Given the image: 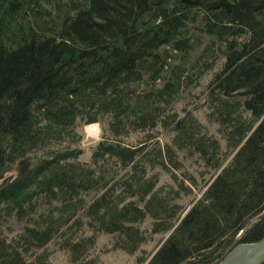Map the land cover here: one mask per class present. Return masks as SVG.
<instances>
[{
  "label": "trees",
  "instance_id": "1",
  "mask_svg": "<svg viewBox=\"0 0 264 264\" xmlns=\"http://www.w3.org/2000/svg\"><path fill=\"white\" fill-rule=\"evenodd\" d=\"M263 234L264 0H0V264H101V235L216 264Z\"/></svg>",
  "mask_w": 264,
  "mask_h": 264
},
{
  "label": "rangeland",
  "instance_id": "2",
  "mask_svg": "<svg viewBox=\"0 0 264 264\" xmlns=\"http://www.w3.org/2000/svg\"><path fill=\"white\" fill-rule=\"evenodd\" d=\"M93 127V126H92ZM95 130H97V133L95 136H91L86 134V129L84 127V140L81 143V147L84 148V157L87 158L90 153V147L100 139L99 134V128L96 124ZM89 128V127H88ZM83 157V158H84ZM167 176L163 175L162 180H166ZM148 221H145L144 224L146 225ZM166 237V235H154L152 237V241L145 243L142 245V249L144 251V254H150L153 252L161 240H163ZM97 248L99 249L100 254V261L101 264H134L136 253L135 255H127L126 253L122 251H115V250H109L110 248V237L108 235H101L97 239ZM53 262L56 264H67L66 257L63 253L59 252L56 253L53 257Z\"/></svg>",
  "mask_w": 264,
  "mask_h": 264
},
{
  "label": "water",
  "instance_id": "3",
  "mask_svg": "<svg viewBox=\"0 0 264 264\" xmlns=\"http://www.w3.org/2000/svg\"><path fill=\"white\" fill-rule=\"evenodd\" d=\"M264 261V234L256 242L241 243L216 264H260Z\"/></svg>",
  "mask_w": 264,
  "mask_h": 264
},
{
  "label": "bare ground",
  "instance_id": "4",
  "mask_svg": "<svg viewBox=\"0 0 264 264\" xmlns=\"http://www.w3.org/2000/svg\"><path fill=\"white\" fill-rule=\"evenodd\" d=\"M96 127H89L86 129V134L91 135V136H95V134L97 133V130H95Z\"/></svg>",
  "mask_w": 264,
  "mask_h": 264
}]
</instances>
